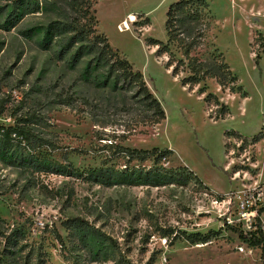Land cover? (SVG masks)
<instances>
[{
  "label": "rangeland",
  "instance_id": "rangeland-1",
  "mask_svg": "<svg viewBox=\"0 0 264 264\" xmlns=\"http://www.w3.org/2000/svg\"><path fill=\"white\" fill-rule=\"evenodd\" d=\"M177 1L95 0L96 29L163 105L166 120L152 125L135 90L107 82L108 67L94 63L87 73L95 62L88 47L73 65L89 42L62 54L73 35L66 26L81 20V0H0V128L30 132L28 140L13 136L9 153L0 154V264H35L39 250L48 264H264L260 253L239 254L243 244L217 196L256 184L264 192V138L253 141L264 136V0H206L211 26L194 54L204 61L222 54L238 76L234 93L215 80L184 88L167 69L168 56L147 45L151 38L167 43V11ZM204 86L228 106L226 118L214 119L220 107L199 96ZM118 145L174 154L156 167L116 155ZM185 167L208 189L183 181ZM159 169L179 181L106 186L96 176L106 170L136 178ZM236 170L239 180L232 179ZM73 218L87 222L95 237L62 226ZM13 231L21 234L9 244ZM197 233L211 234V241L183 238Z\"/></svg>",
  "mask_w": 264,
  "mask_h": 264
},
{
  "label": "trees",
  "instance_id": "trees-1",
  "mask_svg": "<svg viewBox=\"0 0 264 264\" xmlns=\"http://www.w3.org/2000/svg\"><path fill=\"white\" fill-rule=\"evenodd\" d=\"M80 14V22L78 24L71 23L66 26L68 31L73 35L67 40L63 53L70 52L78 43L89 42L88 46L81 45L75 55L73 56V65L78 63L86 54L85 49L88 47L90 53L95 54L94 61L90 63L87 68V73L92 69V65L95 68L108 67L107 82L115 79V88L123 82L131 89L135 90L136 98L140 99V102L146 109V112H150L148 116L149 122L152 125L162 124L167 116L163 108L162 103L151 92L144 75L137 70L134 65L123 56L119 50L115 49L109 42V39L101 34L96 28L99 25L97 20V10L95 9V0H81L80 8L77 11ZM211 12L210 6L206 0H179L170 5L167 11V20L165 29L167 32L168 41L164 43L156 39H149L147 45L149 47L158 48L157 55L159 57L168 56L167 69L172 71L174 78H179L182 86L193 91L196 87L206 84L208 80H215L223 91L226 89L234 93L237 88L238 76L232 71L231 67L226 63L222 54L212 57L210 60L204 61L196 56L195 51L204 43L206 33L211 26ZM84 24H81L82 22ZM137 22H134L136 26ZM91 37V38H90ZM261 46L264 49L263 38L261 37ZM175 47L181 54V58H178L172 48ZM259 57V55H258ZM185 74L184 77L182 75ZM122 89V88H121ZM133 89V90H132ZM241 91V88L238 89ZM199 96L207 94V87L199 89ZM214 100L217 107H220L216 117V121L226 118L230 114V109L225 104H221L219 98L214 94H207L205 98L206 104L211 105V101ZM1 135V148L0 154L3 155L9 153L10 142L13 136L21 137L23 140H28L30 132L24 128H9L7 130L0 128ZM228 136V134H226ZM240 137V136H238ZM263 133L255 136L254 142H259L263 139ZM239 140L241 141L242 138ZM247 141L244 140V144ZM228 147V144L225 145ZM116 155L127 159L130 162L146 163L152 161L153 164L158 167L163 161H166L173 151L169 149L160 150L154 148L152 150L143 149H131L124 146H116ZM233 169H236L234 167ZM150 172H140L135 178L132 176H125L123 173H117L115 175L110 174L108 171H99L96 176L101 177V184L106 186L119 185L123 181H129L133 184L140 185H152L163 186L175 184L179 181L178 176H173L169 171L159 169ZM181 176L185 177L183 181L194 180L200 186L205 184L199 179V177L191 171L188 167L180 169ZM236 170L234 173H238ZM180 176V175H179ZM135 179V180H133ZM206 189L207 186H205ZM218 198L224 199V197L217 195ZM264 214V206L260 209V217ZM261 221L259 222L258 229L253 231L250 235H244L238 229L229 227L237 233L239 240L242 243H247L252 247L260 248L262 252V259L264 261V231L261 229ZM62 226L69 230L71 227L76 228L83 238L90 236L95 237L93 228L84 220L80 218H73L64 222ZM55 238L64 243L62 236L57 230H54ZM17 234H21L18 231H13L10 236L6 238L9 244H15L17 240H14ZM183 238L191 244H207L211 241V234H184ZM180 238H176L178 240ZM43 249V248H41ZM35 264H48L47 253L43 250H39L34 255Z\"/></svg>",
  "mask_w": 264,
  "mask_h": 264
},
{
  "label": "built area",
  "instance_id": "built-area-1",
  "mask_svg": "<svg viewBox=\"0 0 264 264\" xmlns=\"http://www.w3.org/2000/svg\"><path fill=\"white\" fill-rule=\"evenodd\" d=\"M121 30H126V23ZM240 172L234 173L233 180L240 179ZM241 190H235L230 195L222 199V204L227 206L226 225L238 229L244 235H250L258 229L261 221V229L264 231V222L260 217V209L264 206V192L261 186H243ZM44 227V226H43ZM238 247L240 255L257 256L262 255L260 248H255L247 243Z\"/></svg>",
  "mask_w": 264,
  "mask_h": 264
},
{
  "label": "bare ground",
  "instance_id": "bare-ground-1",
  "mask_svg": "<svg viewBox=\"0 0 264 264\" xmlns=\"http://www.w3.org/2000/svg\"><path fill=\"white\" fill-rule=\"evenodd\" d=\"M133 20H134V18H133Z\"/></svg>",
  "mask_w": 264,
  "mask_h": 264
}]
</instances>
